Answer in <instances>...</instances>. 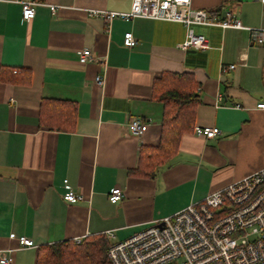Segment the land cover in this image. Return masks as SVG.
Instances as JSON below:
<instances>
[{"label":"crops","instance_id":"obj_1","mask_svg":"<svg viewBox=\"0 0 264 264\" xmlns=\"http://www.w3.org/2000/svg\"><path fill=\"white\" fill-rule=\"evenodd\" d=\"M42 1L57 5L55 13L40 5L24 21L18 3L0 0V68L30 75L28 84L0 82V250L13 249V264H34L45 244L126 239L264 167V110L255 107L264 101V46L250 44L247 30L264 28V3L191 0L194 9L230 10L244 28L193 25L209 48L182 50V23L116 16L106 30L87 14L126 12L131 0ZM127 31L137 39L133 47L122 43ZM83 49L89 60L80 59ZM230 63L236 66L221 70ZM163 72L191 74L193 126L221 133L205 138L191 130L153 176L131 174L140 148L159 143L164 105L153 83ZM45 98L74 106L73 130L39 124ZM129 117L142 120L141 135L125 125ZM65 180L82 200L62 199ZM113 187L122 191L116 203L107 198ZM20 236L34 247H19Z\"/></svg>","mask_w":264,"mask_h":264},{"label":"built area","instance_id":"obj_2","mask_svg":"<svg viewBox=\"0 0 264 264\" xmlns=\"http://www.w3.org/2000/svg\"><path fill=\"white\" fill-rule=\"evenodd\" d=\"M8 1L20 5L24 21L33 19L40 5L48 7L51 13L57 9V5L42 0ZM259 1L264 3V0ZM87 14L102 19L106 30L116 16L125 20L140 17L182 23L187 29L184 40L177 45L182 50L209 48L207 38L194 32L193 25L244 28L230 10L194 9L191 0H131L126 12L87 9ZM247 30L250 44L264 46V28ZM122 43L133 47L137 39L127 31ZM90 58L89 49L80 51L82 61ZM235 66L230 63L220 68L225 71ZM95 82L102 84L103 79L96 76ZM255 107L264 110V101H258ZM125 125L135 136L144 132V123L138 117H129ZM193 133L213 138L221 131L215 126H194ZM64 186L62 199L65 202L82 200L66 180ZM107 198L111 203L120 201L121 189L113 187ZM16 240L19 247H34L28 237L20 236ZM74 241L79 243L81 238ZM12 251L10 248L0 250V264H13ZM106 257L110 264H264V167L207 194L199 202L154 221L126 239L110 243Z\"/></svg>","mask_w":264,"mask_h":264},{"label":"trees","instance_id":"obj_3","mask_svg":"<svg viewBox=\"0 0 264 264\" xmlns=\"http://www.w3.org/2000/svg\"><path fill=\"white\" fill-rule=\"evenodd\" d=\"M0 82H30L26 72L0 68ZM154 97L164 105L159 143L141 147L138 166L131 174L153 176L156 168L175 154L181 136L193 130L198 103L196 83L189 73L163 72L154 80ZM76 120L75 108L67 101L45 98L40 103L39 124L49 129L71 131ZM108 240L103 235H89L79 243L65 240L41 245L34 264H110L106 258Z\"/></svg>","mask_w":264,"mask_h":264},{"label":"rangeland","instance_id":"obj_4","mask_svg":"<svg viewBox=\"0 0 264 264\" xmlns=\"http://www.w3.org/2000/svg\"><path fill=\"white\" fill-rule=\"evenodd\" d=\"M107 258V257H106Z\"/></svg>","mask_w":264,"mask_h":264}]
</instances>
